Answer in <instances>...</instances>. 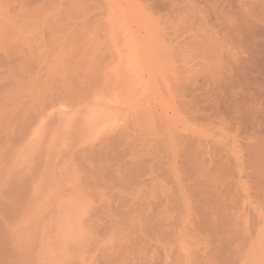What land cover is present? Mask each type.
Masks as SVG:
<instances>
[{
  "label": "rangeland",
  "instance_id": "374dc122",
  "mask_svg": "<svg viewBox=\"0 0 264 264\" xmlns=\"http://www.w3.org/2000/svg\"><path fill=\"white\" fill-rule=\"evenodd\" d=\"M259 263L264 0H0V264Z\"/></svg>",
  "mask_w": 264,
  "mask_h": 264
},
{
  "label": "bare ground",
  "instance_id": "6f19581e",
  "mask_svg": "<svg viewBox=\"0 0 264 264\" xmlns=\"http://www.w3.org/2000/svg\"><path fill=\"white\" fill-rule=\"evenodd\" d=\"M215 49V48H214ZM218 52V51H217ZM190 146H188V145H182L183 147H182V149H181V151L180 152H178L177 153V150H176V144H174V141H172V140H170L169 141V143H168V148L166 149V148H164V147H162V146H160L159 148H160V150H165L166 151V153H167V157H169L167 160H166V165H164V166H167L166 168H167V170L169 169L170 171H171V173H172V176L173 175H175L176 176V178H179V176H180V174H179V169L181 168V169H183L184 171H187V172H191L190 170L188 171V170H186V168H188V169H191L192 167H191V165L193 164V163H190V161L193 159V156L194 155H192L193 154V152L192 151H194V145H192L191 143L189 144ZM179 148H180V146H178ZM161 148H163V149H161ZM194 148V149H193ZM163 150V151H164ZM155 151V150H154ZM157 151V150H156ZM152 155H154V154H152ZM180 155V156H179ZM177 157H178V159H177ZM180 157V158H179ZM181 158H183L184 159V162H183V165H182V167L181 166H179V163H178V160H181ZM153 159V158H152ZM154 160V159H153ZM149 163V162H148ZM186 166V168H183V167H185ZM193 166V165H192ZM137 167V166H136ZM147 167V166H146ZM190 167V168H189ZM193 167H195V166H193ZM165 168V169H166ZM144 169V168H143ZM160 169V168H159ZM192 169H195V168H192ZM191 169V170H192ZM142 170V169H141ZM149 170H153V169H149ZM164 170V169H163ZM140 171V170H139ZM143 171V170H142ZM159 171V170H158ZM192 171H194V170H192ZM136 172V171H135ZM145 172H147V171H145ZM150 172V171H149ZM168 172V171H167ZM263 172V171H262ZM161 173V172H160ZM186 173V172H185ZM196 172L194 171V174H195ZM150 174V173H149ZM154 174V173H153ZM135 176V175H134ZM150 176V175H149ZM185 176V175H184ZM186 176H188V175H186ZM159 177V176H158ZM152 179H154V178H152ZM129 180V179H128ZM149 180H151V179H149ZM175 180V179H174ZM156 181V180H155ZM160 185H162V184H159V185H157V186H160ZM177 187H179L178 185H177ZM183 187V186H182ZM152 189H156V187L155 188H152ZM178 189V188H177ZM177 189H175V190H177ZM181 189H183V188H181ZM185 189V188H184ZM159 190H161V189H159ZM168 191V190H167ZM162 192H163V190H162ZM186 192H187V190H186ZM156 193V192H155ZM164 194H165V192H164ZM173 194V193H172ZM171 194V195H172ZM157 195V194H156ZM169 195V194H168ZM176 195V194H175ZM183 195H185V194H183ZM182 194H181V196H183ZM185 196H188V195H185ZM159 197V196H158ZM175 197V196H174ZM170 199H172V198H170ZM179 199H180V197H179ZM183 199H185V197L183 198ZM186 199H188V198H186ZM169 201V200H168ZM175 201H176V199H175ZM177 201H179V202H184L185 203V201L186 200H177ZM207 201H208V199H207ZM169 202H171V201H169ZM188 202V201H187ZM168 203V202H167ZM184 203H183V206H184ZM208 203V202H207ZM173 204V203H172ZM178 204V203H177ZM204 204V203H203ZM206 204V203H205ZM158 205V204H157ZM167 205H165V207H166ZM187 206V205H186ZM206 206V205H205ZM160 208V207H159ZM155 209V208H154ZM157 209V208H156ZM186 208H184V210H185ZM201 209V208H200ZM186 211V210H185ZM162 213H163V211H162ZM163 218V217H162ZM254 235V234H253ZM260 264V263H259Z\"/></svg>",
  "mask_w": 264,
  "mask_h": 264
}]
</instances>
